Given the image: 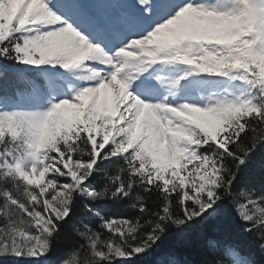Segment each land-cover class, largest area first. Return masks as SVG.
Returning <instances> with one entry per match:
<instances>
[{"label": "snow or ice", "instance_id": "1", "mask_svg": "<svg viewBox=\"0 0 264 264\" xmlns=\"http://www.w3.org/2000/svg\"><path fill=\"white\" fill-rule=\"evenodd\" d=\"M0 264H264V0H0Z\"/></svg>", "mask_w": 264, "mask_h": 264}, {"label": "trees", "instance_id": "2", "mask_svg": "<svg viewBox=\"0 0 264 264\" xmlns=\"http://www.w3.org/2000/svg\"><path fill=\"white\" fill-rule=\"evenodd\" d=\"M65 246L66 245L64 243L61 244L60 248L58 249V252H57L56 256H54L53 259H58L59 258L60 254L62 253V251H63Z\"/></svg>", "mask_w": 264, "mask_h": 264}]
</instances>
